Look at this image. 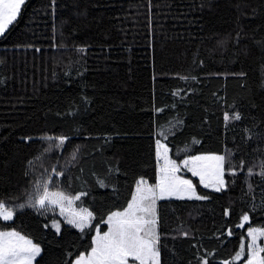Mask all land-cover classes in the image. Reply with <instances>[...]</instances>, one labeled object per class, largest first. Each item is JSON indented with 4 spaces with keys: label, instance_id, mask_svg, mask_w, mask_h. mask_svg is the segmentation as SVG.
<instances>
[{
    "label": "trees",
    "instance_id": "trees-1",
    "mask_svg": "<svg viewBox=\"0 0 264 264\" xmlns=\"http://www.w3.org/2000/svg\"><path fill=\"white\" fill-rule=\"evenodd\" d=\"M157 141L224 157L221 191L193 178L207 199L157 202L159 264H233L264 228V0H25L0 36V230L38 245L34 264H73L156 184ZM45 184L79 196L83 231L28 206Z\"/></svg>",
    "mask_w": 264,
    "mask_h": 264
},
{
    "label": "snow or ice",
    "instance_id": "snow-or-ice-1",
    "mask_svg": "<svg viewBox=\"0 0 264 264\" xmlns=\"http://www.w3.org/2000/svg\"><path fill=\"white\" fill-rule=\"evenodd\" d=\"M24 3L25 0H0V35L5 32L9 24L16 20L21 6ZM232 118L239 120L240 116L239 114H235ZM229 119L228 114H225V120L227 121ZM58 139L62 145L64 138L60 137ZM163 147L157 141L158 157L160 156L159 149ZM164 153L165 160H167V148H164ZM191 160H213L218 162L211 173L215 183H205L204 174L194 169H190V171L193 172V175L200 176L201 183L204 184V187H214L216 191H221L224 186V157L198 156L192 157ZM167 162L171 165L172 175H169L168 169H165L164 175L158 179L155 188L151 186L142 188L141 185L147 184V182L143 180L138 182L137 192L140 195L137 196L134 194L132 201L129 202L128 207L123 212H115L108 217L107 223L109 230L103 233V235L98 233L93 238L91 252L87 256L81 254L75 261V264H129V257L137 261L138 264H159V250L157 248L159 237L156 232L157 220L155 211L157 199L156 189H159V198H163L165 194H180L183 192L191 193L188 197L189 199L193 197L200 200L208 198L206 196L196 195L190 181H179V185L186 186L183 188L177 185L174 182L178 179L174 176L175 171H177V166L173 161ZM188 163V160L184 161L185 166ZM249 174H252L251 171ZM57 175H60V173H57ZM259 175L264 177V165H262ZM62 200H68L71 203V199L66 197L62 192L49 193L47 184H45L43 194L38 196L34 204L30 203L28 206L44 208L46 201L49 204H58ZM20 207L23 208L24 205H20ZM91 215L87 210H83V214L79 215L78 218L68 219L67 222L83 231L88 226ZM13 216L14 211L7 208L0 201V219L10 220ZM248 219L249 217L247 215L242 217L244 222H247ZM53 226L59 231V225L54 222ZM248 235L251 238V242L247 244L248 259L246 264H264V247H260L257 242L259 238L264 237V230L250 229ZM40 251L39 246L19 236L16 232H0V264H31V261ZM244 252L245 246L242 242L241 249L237 252L236 258H239ZM224 264H227V262H224Z\"/></svg>",
    "mask_w": 264,
    "mask_h": 264
},
{
    "label": "rangeland",
    "instance_id": "rangeland-1",
    "mask_svg": "<svg viewBox=\"0 0 264 264\" xmlns=\"http://www.w3.org/2000/svg\"><path fill=\"white\" fill-rule=\"evenodd\" d=\"M22 7V6H21ZM12 24V23H11ZM9 24L5 31L7 30V28L11 25ZM3 35V34H2ZM1 36V35H0ZM160 142V141H159ZM161 145H163L164 147L163 148H160L159 151H160V156L158 157L157 156V160H158V175H157V181H156V185L158 183V179L164 175V170L165 169H168L169 171V175H172L171 173V165L168 164L167 161H173L175 162V165L177 166V171H175L174 173V176L176 178H178L177 180H175L174 182L179 185V181L181 180H187V181H190L191 182V185H192V188L195 190V193L196 195H199L198 192L196 191L195 189V183L193 181V178H197L199 180V183L201 186L204 187V184L201 183V179H200V176L199 175H193V172L190 171V169H194L195 171L197 172H201L202 174L205 175V183H215V180H214V177L211 175V173L213 172V170L215 169V166L217 165V161H213V160H198V161H193L191 160L192 157H208V156H223V154H218V153H204V154H199V155H195V156H190V157H187V158H184L183 160H181L180 162H177V161H174L170 158V153H169V148L168 146L163 143V142H160ZM164 148H167V160H165V153H164ZM188 160L189 163L187 166H185L184 164V161ZM141 180H139L138 182H140ZM145 181V180H143ZM138 182L136 184V193L135 195L139 196L140 193L137 192V186H138ZM147 182V181H146ZM155 184L151 185L147 182V184H144V185H141L142 188H147L149 186L155 188L156 186ZM180 187H186L185 185H179ZM206 188V187H205ZM224 188V186H223ZM222 188V189H223ZM207 189L209 190H213V191H216L214 187H207ZM221 189V190H222ZM49 193H56L57 191H48ZM66 197L70 198L71 199V203L68 202V200H62L60 201V203L58 204H49L47 201L45 203V207L44 208H47L48 210H52V212L56 213L57 215H59L62 219V221H64L65 223H68L67 220L68 219H73V218H78L79 215L83 214V210L85 209H77L75 207V200L77 197L79 196H76V197H73V196H69V195H66L64 194ZM191 195V193L189 192H183V193H180V194H165V196L163 198H159L160 196V193H159V189L157 188L156 189V203H155V211H156V219H157V202L159 201V199H189L188 197ZM182 197V198H181ZM191 199H195V197L191 198ZM132 201V199H131ZM128 207V206H127ZM124 211V210H123ZM88 212V211H87ZM121 212V211H119ZM92 219V218H91ZM91 219L89 220V223L91 221ZM4 221H7V220H4ZM54 222L59 225V230L61 229V222L60 221H52L50 223V227L52 229H54L55 231H57V228L53 226ZM88 223V224H89ZM69 224V223H68ZM108 224V223H107ZM77 228V227H76ZM79 229V228H77ZM250 229H260V230H264V228H258V227H253V228H248L246 230V236H247V241L246 243L244 244L245 246V252L243 255H241L239 258H236L237 256V253L236 255L234 256L233 258V264H246V261L248 259V255H247V244L251 242V238L249 237L248 233H249V230ZM108 230H109V225H108ZM0 232H4V233H7V232H16L19 234V236L23 237L24 239L26 240H30V239H27L26 237H24L21 233L17 232V231H14V230H0ZM58 232V231H57ZM156 232H157V235H158V225H156ZM98 234V232L96 233V235L94 237H96ZM100 234V233H99ZM100 235H103V234H100ZM31 241V240H30ZM32 242V241H31ZM258 244L260 247H264V237H261L258 239ZM22 243V242H21ZM33 243V242H32ZM34 244V243H33ZM36 245V244H35ZM38 246V245H37ZM93 247V246H92ZM40 248V247H39ZM157 248H158V242H157ZM92 249V248H91ZM91 249L89 252L87 253H82L84 254L85 256H87L90 252H91ZM241 249V246L239 248V250L237 252H239ZM39 255V254H38ZM37 255V256H38ZM35 256V258L37 257ZM81 256V255H80ZM78 256L73 264H75V261L80 257ZM35 258L31 261V264H34V260ZM129 264H138L137 261H134L131 257H129Z\"/></svg>",
    "mask_w": 264,
    "mask_h": 264
},
{
    "label": "crops",
    "instance_id": "crops-1",
    "mask_svg": "<svg viewBox=\"0 0 264 264\" xmlns=\"http://www.w3.org/2000/svg\"><path fill=\"white\" fill-rule=\"evenodd\" d=\"M155 185H156V184H155ZM135 193H136V190L134 191V194H135ZM134 194H133V195H134ZM132 198H133V197H132ZM159 200H160V199H159ZM130 202H131V201H130ZM121 212H123V211H121ZM114 213H115V212H114ZM109 216H110V215H109ZM91 218H92V217H91ZM156 220H157V219H156ZM107 221H108V218H107V220H106V224H107ZM71 225H72V224H71ZM107 225H108V224H107ZM107 231H108V230H107ZM107 231H106V232H107ZM96 233H97V232H96ZM95 235H96V234H95Z\"/></svg>",
    "mask_w": 264,
    "mask_h": 264
}]
</instances>
